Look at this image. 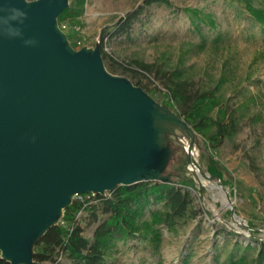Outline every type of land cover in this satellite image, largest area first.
Segmentation results:
<instances>
[{
	"label": "water",
	"instance_id": "95a60500",
	"mask_svg": "<svg viewBox=\"0 0 264 264\" xmlns=\"http://www.w3.org/2000/svg\"><path fill=\"white\" fill-rule=\"evenodd\" d=\"M8 2L27 12L20 27L38 43L0 38V258L33 264L34 245L77 194L166 180L169 141L227 196L219 175L191 156L197 134L176 110L110 72L99 40L70 43L57 21L69 0ZM192 176L200 181L194 170ZM260 234L249 238L264 241Z\"/></svg>",
	"mask_w": 264,
	"mask_h": 264
},
{
	"label": "rangeland",
	"instance_id": "374dc122",
	"mask_svg": "<svg viewBox=\"0 0 264 264\" xmlns=\"http://www.w3.org/2000/svg\"><path fill=\"white\" fill-rule=\"evenodd\" d=\"M170 1L171 7L163 3L145 6L128 34L103 38V49L118 62L137 58L153 63L151 72L138 74L139 85L169 106L163 94L165 87L155 77L157 68L175 69L201 89L218 86L221 99L230 110L236 109L240 114L238 131L212 151L222 169L225 183H221L227 196L213 186L212 180L200 182L193 178L198 188L193 193L196 216L174 230L163 227L160 239L153 244L138 237L117 240L105 264H213L215 260L222 262L229 254L243 252L234 247L235 240H251L254 245L255 239L249 236L260 237V230H264V29L249 15L241 0ZM249 1L264 7V0ZM142 3L143 0H84L78 21L73 25L68 24L70 17L64 21L68 39L93 46L100 42L104 26ZM184 6L199 7L214 18V27L208 26L211 31L205 41L194 31L182 11ZM109 61L103 59L110 72L126 75L118 64L110 66ZM169 146L171 154L165 170L172 173L174 165L183 161L182 172L192 176L183 146L175 141H169ZM193 148L197 162L206 171L202 149ZM230 204L251 224L250 228L227 213ZM104 216L98 213L99 219ZM77 217L84 232L91 233L97 221L91 220L90 212L81 210ZM246 252L250 254L252 250Z\"/></svg>",
	"mask_w": 264,
	"mask_h": 264
},
{
	"label": "trees",
	"instance_id": "16d2710c",
	"mask_svg": "<svg viewBox=\"0 0 264 264\" xmlns=\"http://www.w3.org/2000/svg\"><path fill=\"white\" fill-rule=\"evenodd\" d=\"M241 1L249 15L264 29V7L255 6L249 0ZM152 3L172 6L170 0H143L138 7L104 26L100 32L102 58H108L110 66L118 64L121 71L137 85L140 84L138 74L151 72L153 63L137 58L118 62L103 49V38L128 34L142 9ZM83 4L84 0L69 1V5L57 17L67 37L69 32L63 26L64 21L70 17L69 25L77 22L76 17L82 12ZM182 11L201 41H205L211 31L208 26L214 27L215 24L211 14L195 6H184ZM216 38L218 35L214 36ZM155 70V77L165 87L163 94L166 102L195 130L201 154L206 158V171L209 174L217 173L221 182L225 183L222 169L214 160L212 151H216L225 139L238 131L240 114L236 109L230 110L221 99L217 85L212 89H201L194 86L189 78L181 77L175 69ZM183 164V161L175 164L172 173L164 169L163 173H169L164 181L142 180L128 185L120 184L104 195L89 192L75 195L63 209L58 222L47 229L34 245L33 264H53L58 255L69 260L70 264H105L117 240L138 237L151 244L158 242L163 227L174 230L198 213L194 194L189 187L198 188L193 177L182 172ZM81 210L89 211L91 220L97 221L90 235L84 233L82 222L77 217ZM226 211L231 214L230 208ZM99 212L105 216L99 219ZM248 225L251 224L248 222ZM253 241L254 245L251 240L247 243L235 240L234 247L243 249V252L229 254L222 262L215 260L213 264H264V241ZM246 250H252V253ZM0 264L10 263L0 258Z\"/></svg>",
	"mask_w": 264,
	"mask_h": 264
},
{
	"label": "clouds",
	"instance_id": "9594fccd",
	"mask_svg": "<svg viewBox=\"0 0 264 264\" xmlns=\"http://www.w3.org/2000/svg\"><path fill=\"white\" fill-rule=\"evenodd\" d=\"M39 0H24L25 4L38 3ZM27 12L23 9L11 5L8 0L0 4V38L23 39L26 46H35L38 41L34 38H24L20 25H23L27 18Z\"/></svg>",
	"mask_w": 264,
	"mask_h": 264
},
{
	"label": "bare ground",
	"instance_id": "6f19581e",
	"mask_svg": "<svg viewBox=\"0 0 264 264\" xmlns=\"http://www.w3.org/2000/svg\"><path fill=\"white\" fill-rule=\"evenodd\" d=\"M195 152H194V150H191V156L193 157V158H195ZM189 168L191 169V170H194L195 172H196V174L198 175V177H199V180L202 182L203 181V177H202V175H201V173L195 168V166L194 165H192V164H190L189 165ZM224 203H226V200H222Z\"/></svg>",
	"mask_w": 264,
	"mask_h": 264
},
{
	"label": "built area",
	"instance_id": "2783aa9c",
	"mask_svg": "<svg viewBox=\"0 0 264 264\" xmlns=\"http://www.w3.org/2000/svg\"><path fill=\"white\" fill-rule=\"evenodd\" d=\"M63 26H64V24H63ZM75 45H76V46L81 45L80 41H79V40H76ZM91 194H92V193H91ZM77 195H79V194H77ZM62 259H63L62 256H61V255H58V256L56 257L55 262H54L53 264H59V262H62Z\"/></svg>",
	"mask_w": 264,
	"mask_h": 264
},
{
	"label": "crops",
	"instance_id": "0c3cea01",
	"mask_svg": "<svg viewBox=\"0 0 264 264\" xmlns=\"http://www.w3.org/2000/svg\"><path fill=\"white\" fill-rule=\"evenodd\" d=\"M85 233V232H84ZM86 235H90L91 233H85ZM62 264H70V261L66 258L63 259Z\"/></svg>",
	"mask_w": 264,
	"mask_h": 264
}]
</instances>
